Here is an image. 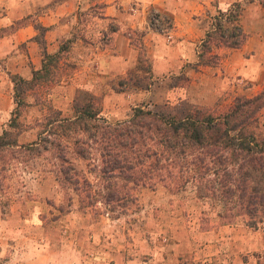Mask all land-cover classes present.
Here are the masks:
<instances>
[{
  "label": "rangeland",
  "instance_id": "rangeland-1",
  "mask_svg": "<svg viewBox=\"0 0 264 264\" xmlns=\"http://www.w3.org/2000/svg\"><path fill=\"white\" fill-rule=\"evenodd\" d=\"M61 1L51 0L52 4ZM238 2L241 27L251 15L247 11L243 16L246 6L252 8V16H258L260 11L264 19V0ZM13 3L14 0H0V18ZM102 5L99 0H80L73 12L76 19L72 26L71 14L61 18L67 30L56 48L54 46L55 50L47 52L59 50L61 67L57 69V81L45 84L36 99L35 90L15 81L17 88L25 90L26 101L33 104L40 98L43 105H51L59 109L62 116H69L72 100L77 98L81 102V97L88 95L96 103L99 115L112 123L127 119L135 107L162 112L180 109L181 112L188 104L205 111H224L235 96L251 97L264 89V81L259 80L255 82L254 94L233 95V88L229 98L206 104L208 106H200L189 98L179 100L186 93L176 94L168 87L186 86L188 78L153 74L148 48L143 44L140 32L132 29L124 33L129 39L128 47L133 51L131 66L120 74H108L102 64L101 52L104 50L107 56L114 52L118 25L113 17L102 15ZM215 14L217 11L210 18L211 24ZM202 19L207 20L206 17ZM30 21H36L34 14L9 19L5 25H0V37L8 36ZM167 21L157 10L148 13L152 28L163 30L169 26ZM33 27L39 68L45 51V28L37 22ZM106 29H115V32L106 34ZM199 49L200 43L197 52ZM15 51L27 53L26 43L17 44ZM26 56V64L32 65L29 54ZM220 59L221 55L218 64ZM6 73L9 82L6 93L13 104L12 78L18 75ZM235 82L245 87L243 81ZM38 107L33 104L24 108L20 119L30 122L39 114ZM258 125L264 136V106L258 113ZM32 137L33 133L27 132L21 140ZM72 162L88 179L95 181L88 172L89 160L73 158ZM11 173L12 191L19 195L27 191L31 200L0 206V264H264V224L257 229L245 226L239 219L232 224H218L215 212L220 205L200 198V192L190 184L173 195L162 188L142 189L137 192V208H129L125 214H120L117 210L108 211L101 202L90 207L80 206L67 186L60 188L49 174L31 170L21 163L15 165ZM58 207L63 208L61 213Z\"/></svg>",
  "mask_w": 264,
  "mask_h": 264
},
{
  "label": "trees",
  "instance_id": "trees-1",
  "mask_svg": "<svg viewBox=\"0 0 264 264\" xmlns=\"http://www.w3.org/2000/svg\"><path fill=\"white\" fill-rule=\"evenodd\" d=\"M239 10V2L216 9L200 42L197 64L217 65L219 55L212 48L243 44ZM105 32L112 35L115 29ZM58 53L43 51L40 67L28 80L12 78L13 108L0 129V206L31 200L27 191L19 195L10 184L14 166L21 163L49 174L60 188L67 186L80 206L101 202L108 211L125 214L137 208L142 189L162 188L173 195L190 184L200 198L220 205L218 224L237 219L251 229L264 224V136L258 130L264 89L251 97L235 96L224 111H205L185 102L181 112L135 107L127 119L112 123L99 115L88 95L81 102L72 100L69 116L39 98L33 103L39 105V114L30 122L21 120L24 108L33 104L15 84L35 90L36 99L45 84L57 81ZM27 132L33 137L21 140ZM73 158L89 160L94 182L73 165Z\"/></svg>",
  "mask_w": 264,
  "mask_h": 264
},
{
  "label": "crops",
  "instance_id": "crops-1",
  "mask_svg": "<svg viewBox=\"0 0 264 264\" xmlns=\"http://www.w3.org/2000/svg\"><path fill=\"white\" fill-rule=\"evenodd\" d=\"M99 1L103 2L102 15L113 17L118 25L114 52L108 56L104 50L101 52L102 64L104 63V70L106 68L108 74H120L131 66L130 56L133 51L128 47L129 39L124 33L132 29L140 32L142 42L148 48L153 74L173 77L183 75L188 78L186 86L168 87L173 93H186L185 97L180 96L179 100L189 98L200 106H208L206 104L222 100L224 97L229 98L233 88V95L246 92L254 94L255 82L264 81V19L260 11L258 16H252V8L247 6L243 10V16L247 11H250L248 13L251 15L243 22L242 29L246 34L243 44L239 48L215 49L218 55H221L217 65L197 64V46L205 32L212 27L210 18L214 11L240 0ZM79 3L80 0H63L56 4H52L51 0H14V3L7 7L6 15L0 18V25H5L9 19L20 18L29 13L35 15L36 21L26 22L8 36L0 37V126L13 108L6 93L9 87L6 72L29 78L31 68H38L37 48L32 38L36 33L33 24L37 22L45 28V51L52 52L67 30V25L61 18L71 14L72 26L76 19L73 12ZM152 9L157 10L169 21L167 28L160 30L149 25L148 13ZM254 11L258 12V8ZM21 42L26 43L32 65L25 62L27 53L18 54L15 51L16 45ZM111 63H114V66ZM235 81H243L245 87L238 86Z\"/></svg>",
  "mask_w": 264,
  "mask_h": 264
}]
</instances>
